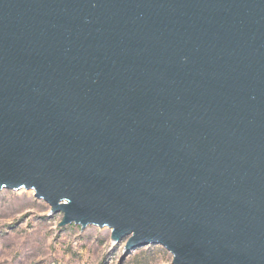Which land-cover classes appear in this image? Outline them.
Here are the masks:
<instances>
[{"label": "water", "instance_id": "obj_1", "mask_svg": "<svg viewBox=\"0 0 264 264\" xmlns=\"http://www.w3.org/2000/svg\"><path fill=\"white\" fill-rule=\"evenodd\" d=\"M125 253L264 264V0H0V188Z\"/></svg>", "mask_w": 264, "mask_h": 264}, {"label": "rangeland", "instance_id": "obj_2", "mask_svg": "<svg viewBox=\"0 0 264 264\" xmlns=\"http://www.w3.org/2000/svg\"><path fill=\"white\" fill-rule=\"evenodd\" d=\"M63 213L34 189L0 188V264H173V253L150 244L125 253L105 226L59 225Z\"/></svg>", "mask_w": 264, "mask_h": 264}]
</instances>
